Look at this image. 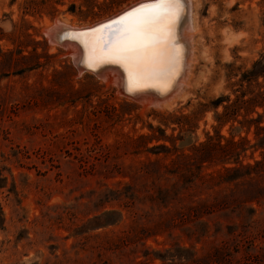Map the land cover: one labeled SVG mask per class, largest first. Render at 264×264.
I'll list each match as a JSON object with an SVG mask.
<instances>
[{
  "label": "rangeland",
  "instance_id": "1",
  "mask_svg": "<svg viewBox=\"0 0 264 264\" xmlns=\"http://www.w3.org/2000/svg\"><path fill=\"white\" fill-rule=\"evenodd\" d=\"M136 1L0 0V264H174L165 251L176 242L201 257L227 239L231 220L214 212L198 242L179 229L126 241L134 221L148 226L159 213L150 195L179 182L161 165L180 151L156 145L189 153L216 132L248 145L264 134V0H197L194 63L164 106L126 96L113 74L79 71L46 34L56 20L92 24ZM263 154L250 148L245 161ZM199 190L184 204L210 197ZM106 210L122 216L95 218ZM260 211L248 235L264 264Z\"/></svg>",
  "mask_w": 264,
  "mask_h": 264
},
{
  "label": "trees",
  "instance_id": "2",
  "mask_svg": "<svg viewBox=\"0 0 264 264\" xmlns=\"http://www.w3.org/2000/svg\"><path fill=\"white\" fill-rule=\"evenodd\" d=\"M162 137L160 139L174 145V138ZM248 143L244 137L235 140L216 132L207 135L205 141L190 146L189 153H185L183 147H168L165 143L156 145L154 149L163 152L180 151L171 167L161 165L164 174L177 175L179 182L158 188L155 195H150L148 201L151 209L156 208L159 213L149 221L148 226L134 221L129 228V240L126 241L141 242V233H146V236L166 233L170 237L175 229H179L187 240L198 242L209 232L204 217L223 212L231 220L226 225L227 239L209 247L201 257L192 247H186L179 241L174 244V250L170 247L166 249L165 259L174 264H261L255 237L250 238L248 233L251 227H256V215L261 213L260 209H264V154L253 162L245 160L250 148L264 147V134L259 136L256 133L255 143ZM209 167L216 168L212 172H205ZM192 189H200V193L203 189L211 190L210 197L184 204L186 197H194L190 192ZM113 214L122 216L120 212L106 210L95 218L104 219Z\"/></svg>",
  "mask_w": 264,
  "mask_h": 264
},
{
  "label": "snow or ice",
  "instance_id": "3",
  "mask_svg": "<svg viewBox=\"0 0 264 264\" xmlns=\"http://www.w3.org/2000/svg\"><path fill=\"white\" fill-rule=\"evenodd\" d=\"M183 3L184 0H145L133 6L103 26L111 39L99 51L93 49L84 63L92 70L105 63L119 64L138 85L164 74L178 56L170 42L175 39L172 30ZM65 39L80 37L69 34Z\"/></svg>",
  "mask_w": 264,
  "mask_h": 264
},
{
  "label": "bare ground",
  "instance_id": "4",
  "mask_svg": "<svg viewBox=\"0 0 264 264\" xmlns=\"http://www.w3.org/2000/svg\"><path fill=\"white\" fill-rule=\"evenodd\" d=\"M141 2H145V0L136 1L125 7L121 11L116 12L115 14L103 18L92 24L75 26L73 23H68V21L57 22L56 20L55 23H52L48 26V29L46 31L47 37L51 43L67 47L72 53L73 60H79L83 67L88 69L87 71L92 73V69L88 68L84 61L86 60V58L92 56L93 49L99 51V49L104 47L105 42L111 39V37H109L108 35L109 30L103 27L104 25L97 26L95 28L97 29V31L94 33L92 31L78 33V30L89 28L96 23L109 20ZM197 2L199 1L184 0L183 6L180 10L179 19L176 21L175 27L172 30V34L174 35L175 39L174 41L170 42V46L173 47L174 50H178V56L174 64L168 69V71L156 78L142 80L138 85L133 81V78L129 76V73L125 70L124 67L116 63H105L99 66L101 72H103L100 76L113 74V76L116 78V85L122 93L154 91V93H157L159 97L156 94L150 93L137 98H143L144 101L148 104L161 106L164 103V106L165 103H167V101H169L172 97H174L175 99V96L177 94L183 92L182 90L187 84V79L190 75L189 73L191 71L192 62L194 63L193 60L195 59L193 57L195 52L194 50L196 48L195 34L199 30V24L197 21L198 18H196L195 16V8H197ZM69 34L79 36L80 39L67 40L60 43V39ZM100 69L98 71H100ZM168 91H170V93L167 96H164Z\"/></svg>",
  "mask_w": 264,
  "mask_h": 264
},
{
  "label": "water",
  "instance_id": "5",
  "mask_svg": "<svg viewBox=\"0 0 264 264\" xmlns=\"http://www.w3.org/2000/svg\"><path fill=\"white\" fill-rule=\"evenodd\" d=\"M141 3H143V2H141ZM141 3H138V4H136V5H139V4H141ZM136 5H134V6H136ZM133 7V6H132ZM132 7H130L129 9H127V10H125V11H123L122 13H125L126 11H128V10H130ZM122 13H120V14H118L117 16H115V17H113V18H111V19H109V20H106V21H102V22H100V23H96L95 25H93V26H91V27H89V28H83V29H80V30H78L77 32L78 33H83V32H89V31H91V30H93V29H95L97 26H102V25H106V24H108L109 22H111V21H113V20H115L116 18H118ZM65 37L66 36H64V38H61L60 39V43H62V42H65V41H67V40H75V39H65ZM75 61V63H76V65H77V69L79 70V71H87L88 69H86V68H84L83 67V65L80 63V61L79 60H74ZM100 68L99 67H97V69H95V70H92V74H94V75H96L97 77H99L103 72H101V69H100V71H98ZM156 94L157 96H158V94L157 93H154V91L153 92H151V91H140V92H133V93H124L126 96H129V97H131V98H138V97H140V96H143V95H145V94ZM170 93V91H168L164 96H167L168 94ZM159 97V96H158ZM190 142V137L188 136V138H186L185 137V139H184V141L183 142H179V145L180 146H182V145H186V144H188Z\"/></svg>",
  "mask_w": 264,
  "mask_h": 264
}]
</instances>
